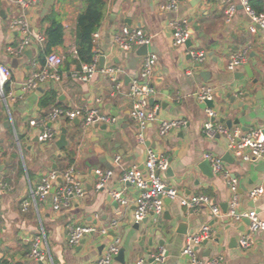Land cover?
<instances>
[{"label": "crops", "instance_id": "obj_1", "mask_svg": "<svg viewBox=\"0 0 264 264\" xmlns=\"http://www.w3.org/2000/svg\"><path fill=\"white\" fill-rule=\"evenodd\" d=\"M17 1L0 0V65L10 71L9 91L0 99V264H88L103 255L115 238L119 239V250H123V263L113 258L110 264H135L138 260L146 264H188L181 255L186 238L204 227L210 229V237L196 248L200 259L221 256L223 264H264L263 233L253 235L248 248H241L238 243L248 232L249 224L243 222L245 213L255 211L264 220V193L255 200L249 198L252 190L264 189V163L242 162L229 151L226 137L209 138L203 132L207 109L214 111L216 124L228 128L227 121L237 122L230 129H238L241 134L264 121V30L249 31L252 22L239 0H229L238 5L230 22L224 19L227 0H176L177 10L171 12L160 10L169 0H103L102 19L92 50L97 71L88 83L71 75L81 68L75 62V33L86 0H57L53 9L64 27V38L52 53L63 59L57 69L60 80H48L27 91L22 89L24 82L43 67L46 55L40 57L43 46L35 37L42 36L47 24L42 23L40 15L44 1L29 8L26 18L31 40L22 56L9 54L7 49L15 48L22 37L8 27L22 14ZM258 1L264 10V0ZM182 20L190 31L188 47L173 45L170 23ZM124 26L142 29L150 38L148 52L158 57L151 78L155 93L149 99L155 120L147 123L143 141L129 116L131 103L127 94L131 83L139 79L146 54L141 53L140 47L122 51L114 44V36ZM190 52L203 54L202 61L197 63ZM238 52L245 55L243 66L250 67L253 79L244 74L234 80L235 74L243 72V66L235 72L227 70L230 56ZM101 59L103 69L120 70L118 91L111 77L99 69ZM204 86L214 92L212 108L196 97ZM240 87L246 88L248 96L235 93ZM54 107L95 108L112 122L84 128L79 120L60 118L53 124L59 130L56 140L42 143L38 140L42 126L37 124L45 122ZM172 120L185 124L161 136L160 124ZM32 121L37 124L31 125ZM62 128L66 130V145L59 149L55 143ZM149 150L168 159L172 173L162 174L168 187L176 189L180 198L207 196L218 209V216H213L207 206L187 210L179 200H165L160 216L150 213L136 224V190L119 179L131 167L145 172ZM205 154L219 158L223 170L236 180L234 210H241L239 219L230 215L234 193L223 173L213 172L214 176L208 178L199 169ZM69 166H74L75 177L84 188L83 198L72 199L70 206L61 211H53L50 198L43 202L33 199L32 191L42 176ZM96 170L111 172L101 190L95 188ZM112 192L120 194L126 205L114 201ZM25 203L28 206L23 210ZM223 206L227 207L226 214ZM113 221L116 225L105 238L94 235L77 247L68 246V227L90 225L101 229ZM35 237L41 238L46 256L43 263L29 257ZM160 251L164 252L163 261L150 263Z\"/></svg>", "mask_w": 264, "mask_h": 264}, {"label": "built area", "instance_id": "obj_2", "mask_svg": "<svg viewBox=\"0 0 264 264\" xmlns=\"http://www.w3.org/2000/svg\"><path fill=\"white\" fill-rule=\"evenodd\" d=\"M42 1L45 0H18L17 4L22 10L21 16L9 22L8 27L10 30H16L21 34V42L15 48H8L7 52L15 57L22 56L29 44L32 33L26 18V11L29 8L38 7ZM239 6L246 12L252 22L249 31L256 32V28L264 30V12L261 14H254L250 9L248 0H239ZM238 5L227 0L226 8L224 10V19L230 22L236 14ZM163 12H171L177 10V1L169 0L160 6ZM170 27L174 31V46H182L190 38V31L185 21H173ZM98 37V34H93V40ZM35 39L42 46L44 42L43 36H36ZM150 43V38L140 28H131L124 26L119 33L114 36V44L122 51H131L134 48L147 46ZM76 55V52H74ZM189 55L195 58L197 63L202 61L203 54L190 52ZM246 62L245 55L241 52L234 53L230 56L227 70L235 72L238 68L242 67ZM63 59L54 53H49L44 58L43 67L31 73L30 77L24 82L23 91L35 90L39 85L47 82L48 80L58 81L60 76L57 69L62 65ZM158 63V57L154 53H147L141 69L139 72V79L132 82L129 86L127 96L130 99L131 108L129 112L130 118L135 122L139 131L138 138L143 141V132L148 122L155 120V110L149 108V99L155 93L151 85V78L154 74ZM97 71L96 63L93 61L88 65H81L77 72H73L72 77L81 83H88L92 80ZM102 73L111 77L114 82V89H120V82L117 80L119 69L107 68L102 69ZM10 71L6 66L0 65V99L4 98V86L9 81ZM214 92L212 88L201 87L196 92V97L200 102L211 101ZM207 120L203 125L204 134L212 138L214 136H224L228 140V148L231 154L241 160L242 162H263L264 163V121L261 126L250 130L245 134L236 130L226 128L222 124H216L213 121L215 113L213 110L207 109ZM63 118L68 121L79 120L84 128H88L94 124H108L112 119L102 114L98 109H64L54 107L48 114L45 122L37 124L32 121L31 125H41L42 131L38 136V140L42 143L52 142L56 140L59 135V130L53 128V124L58 119ZM185 123L180 120H172L162 122L159 126V134L165 135L170 130L183 126ZM205 160H208L212 166L214 173H223L228 180L232 192L234 193L230 203V215L233 216V211L237 206L236 188L237 182L229 177L227 171L223 170L222 162L219 158L211 154L204 155ZM119 158H116L118 161ZM169 166L168 159L163 155H157L153 151H148L147 160L144 164L145 172L140 171L137 167H131L126 170L120 177L119 182L131 185L136 190V198L134 202L133 219L136 224L140 223L148 214H155L160 216L164 210V201H176L187 210H195L202 206L210 208L213 216H218V209L213 205L210 198L204 195L194 196L191 198H180L177 190L168 187L162 174L166 172ZM76 170L74 166H69L61 172L51 171L45 176H42L32 191V197L37 202H43L50 198L53 211H61L70 206L72 199H81L84 197V188L75 177ZM95 174L98 178L96 190H101L105 187L106 182L111 176L109 171L96 170ZM264 193L262 187L252 190L249 194L251 200H255ZM114 201L120 205H126V201L120 197L118 193H111ZM28 204L25 203L23 210H26ZM234 217V216H233ZM248 219L249 226L248 232L239 239V246L241 248H248L252 243V236L258 233L264 234V220L260 219L255 211H248L244 214ZM236 219L239 216L234 217ZM116 223L113 221L109 226L97 229L90 225H76L68 227L67 244L69 247H77L87 237L99 235L103 238L109 235L111 230L115 227ZM210 237V229L204 227L200 233L191 235L186 238L185 245L182 249L181 255L186 257L188 264H223L221 256L209 260H202L197 255L196 248L205 240ZM119 252V239H112L111 243L106 248L103 255L95 261L88 264H110L114 256ZM29 257L38 263L46 261V256L41 248V238L35 237L31 243V250ZM164 259V252L160 251L157 255L152 256L153 262L160 263ZM135 264H146L144 260H138Z\"/></svg>", "mask_w": 264, "mask_h": 264}, {"label": "trees", "instance_id": "obj_3", "mask_svg": "<svg viewBox=\"0 0 264 264\" xmlns=\"http://www.w3.org/2000/svg\"><path fill=\"white\" fill-rule=\"evenodd\" d=\"M62 1V0H58ZM250 9L254 14L258 15L264 12L263 5L258 0H248ZM104 2L103 0H86V9L77 19L76 26V60L80 65H88L93 62V34L98 30L101 19ZM42 23L47 24L43 30L44 37L43 50L40 54L44 55L52 53L53 49L63 44L64 27L60 23L59 16L54 11L53 7L42 17ZM44 64V61L42 60ZM9 84L4 86V93L9 91Z\"/></svg>", "mask_w": 264, "mask_h": 264}, {"label": "water", "instance_id": "obj_4", "mask_svg": "<svg viewBox=\"0 0 264 264\" xmlns=\"http://www.w3.org/2000/svg\"><path fill=\"white\" fill-rule=\"evenodd\" d=\"M57 0H45L44 3H43V8H42V11H41V17H43L47 11L54 7L55 3H56ZM190 40H187L186 43L184 44L186 47L190 46ZM139 50L141 51L142 54H147L148 53V47L147 46H141L139 48ZM103 59L100 60V65H99V69H103ZM246 75L247 78L249 79H253V75L250 71V67L248 65H245L243 66V72H238L237 74L234 75V80H239L243 75ZM252 83L253 84H256V81L255 80H252ZM235 93H239L241 95H244L245 97L248 96V92L246 90L245 87H240V88H236L235 90ZM205 104L206 106L208 107H213V103L212 101H205ZM237 122L233 123V122H230V121H227L226 122V126L230 129L232 124H236ZM66 130L64 128L61 129V134L58 138V140L56 141V146L60 149L62 148L63 146L66 145ZM228 157V156H227ZM224 160H228V159H224ZM199 169L201 170V172L204 174V176L208 177V178H211L214 176V173H213V169H212V166L210 164V162L208 160H204L201 162L200 166H199ZM167 175H171V170L168 169L167 171ZM223 213L226 214L227 213V207L226 206H223ZM241 213V210H234L233 211V216L236 217V216H239ZM243 222L245 224H249L248 222V219L247 218H243ZM161 247L163 246V242H160L159 244ZM115 259L121 261L123 263V250H119L118 252V255L116 257H114ZM153 260L151 259L150 260V263H152Z\"/></svg>", "mask_w": 264, "mask_h": 264}]
</instances>
